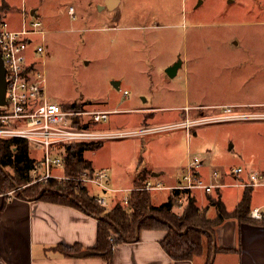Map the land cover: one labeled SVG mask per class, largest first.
I'll use <instances>...</instances> for the list:
<instances>
[{
    "label": "rangeland",
    "instance_id": "1",
    "mask_svg": "<svg viewBox=\"0 0 264 264\" xmlns=\"http://www.w3.org/2000/svg\"><path fill=\"white\" fill-rule=\"evenodd\" d=\"M2 1L8 4L7 0H0V4ZM257 1L122 0L119 9L124 18L138 27L116 31L106 28L111 19L102 0H27L30 7L38 4L37 19L45 30L43 38L33 35L30 47L44 46L45 52L35 59L44 74L49 100L81 102L86 110H120L97 124L104 130L174 123L181 120L184 106L193 105L196 99L207 106L204 115L223 113L222 108L212 107L227 102L242 104L234 112L264 111V104H254L264 102V14L255 12H264V0ZM70 5L74 7L71 17ZM16 7L9 4L0 12L11 28L21 26L20 9ZM153 23L157 25L150 26ZM178 59L182 65L176 75L167 76L165 68ZM112 81L120 82L119 90ZM123 89L129 94L125 96ZM152 104L182 109H137ZM198 114L199 110H191L189 118ZM131 139L139 140L144 159L150 156L164 174L182 168L193 157L219 169L244 165L249 160L264 165L262 119L212 121L197 125L189 135L184 128H171L134 138L105 139L99 147L109 146L97 151V158L105 161L113 156L120 162L117 169L124 172L123 161L131 149L127 141ZM121 140L129 144L126 151L123 146L116 148ZM41 154L29 148L31 157L40 158ZM83 156L94 157L91 150L84 151ZM237 190L231 187L224 192ZM157 191H153V200L164 198L168 192ZM89 192L99 194L94 186ZM111 205L109 201L107 208ZM181 207H174V212L180 213Z\"/></svg>",
    "mask_w": 264,
    "mask_h": 264
},
{
    "label": "crops",
    "instance_id": "2",
    "mask_svg": "<svg viewBox=\"0 0 264 264\" xmlns=\"http://www.w3.org/2000/svg\"><path fill=\"white\" fill-rule=\"evenodd\" d=\"M259 1L260 0L257 2ZM7 2L13 7L18 6L16 7L17 10L21 6V0H16L14 2L7 0ZM102 2L105 3L104 10L110 14L109 17L111 19V22L107 24L106 28L117 31L137 26L134 24L131 25L128 18H124L122 10L119 9L122 0H102ZM25 4L29 10L34 9L36 13L35 16L38 17L36 7L38 4L35 3L33 7H30L29 4H27V0H25ZM254 8L255 6L253 9ZM255 12L257 15L264 14V12L259 9ZM156 25L153 23L150 26ZM145 27H148V25ZM212 104L207 105L212 106ZM227 104L242 105L232 102H227L223 105L217 103L214 105L225 106ZM254 104H264V102L262 101ZM184 107L190 108L188 111L189 116L191 110L204 109L207 106L199 99H196L193 105L187 103ZM166 108L176 111L182 109L171 106L160 107L158 104H152L149 107H139L137 109L145 112ZM95 109L103 111L109 110L111 113L120 111L106 108ZM199 113H204V110H200ZM183 115H186L185 111L179 115V117L182 116L181 120H175L174 122L182 121ZM145 119L142 120V125ZM96 128L104 130V128H98L97 125ZM185 134L189 135L190 133L185 131ZM195 134L196 133L193 132V135ZM123 141L124 140H121L117 143L118 145L116 148H121L123 146L126 151L127 145L129 144ZM127 142H131V149H128L126 160L123 161L122 168L125 170L124 172L117 169L116 166L120 162L113 156H109L105 161H100L97 158V151L109 146L107 144L99 147L104 142L96 147L97 149H90L92 155H94L93 158L87 159L84 157L90 162V168L108 170L109 184L113 187L114 191L108 192L107 196L109 201L112 202V205L116 201L121 200L124 195L128 194L134 188V179L141 167L149 170L151 172L150 176H152L154 172L156 175L153 176L161 180L167 187L177 185L185 165L178 170L164 174V169L160 165H155L151 162L150 156L148 160L146 158L144 159V156L141 154L142 146H139V140L131 139ZM237 165L243 166L246 171L249 169L264 171V165L252 164L250 160L245 162L244 165L236 164L234 166ZM234 166H230L229 168ZM214 168L205 166L202 161L200 172L206 181H209V174ZM221 170L229 169L223 168ZM60 171L61 170H55L54 172L60 175L62 172ZM246 171L239 178L241 181L245 180L247 175ZM221 181L224 182L225 185L216 190L218 192L206 193L202 189L192 191L194 198H196L197 206L199 208H207L206 213H208V216L211 218H214L216 213L215 208L209 204L208 195L215 197V195H217L216 193H218L225 209L230 211L238 204L243 191L248 187L236 185L235 176L231 175L224 176ZM231 187L238 189L237 193L224 192L225 189H230ZM153 191L158 192L157 190ZM153 191L150 192V200L152 204L158 205L167 200L170 189L167 190L168 192L164 198L158 200L152 199L154 194ZM250 197L251 208L264 207V186L251 187ZM257 221L258 223H245L231 217L217 225L214 234L215 247L217 246L218 248L228 250H216L215 248L214 255L212 251L210 256V264H264V218H262V220L257 219ZM96 228L97 218L91 217L79 207L64 204L60 205L37 199L26 200L17 197L15 192H13L12 195L9 191L6 194L0 193V264H106L103 259L96 254L78 256L72 254L66 256L53 249V247L58 244L67 246L79 244L83 249L93 248L97 236ZM164 235V230L140 229L138 239L135 241H125L124 243L114 246L111 264H205V254L186 260H174L169 257L160 245V240Z\"/></svg>",
    "mask_w": 264,
    "mask_h": 264
},
{
    "label": "built area",
    "instance_id": "3",
    "mask_svg": "<svg viewBox=\"0 0 264 264\" xmlns=\"http://www.w3.org/2000/svg\"><path fill=\"white\" fill-rule=\"evenodd\" d=\"M20 4V28L9 27L5 16L0 21V56L5 67L4 78L6 81L5 103L0 104V138H21L28 143L29 148L42 152L40 158L33 157L35 160L29 171L32 178L30 182L45 183L52 178L59 181L71 179L75 182V186H82L87 189L94 186L99 194L90 193V195L100 206L107 208L109 206L107 193L114 191L109 184L108 170H84L75 178L65 174L57 175L54 172L55 170H62L64 167L66 149L70 147L69 144L102 143L105 139L134 137L139 134H151L171 128H184L187 133H190L197 125L212 121L243 118L264 120V111L234 112V108L239 106L227 104L212 107L222 108L223 113L212 115L199 113L196 118H189L188 111L190 108L185 107L186 115L182 121L166 125L134 130H99L96 125L105 123L111 111L86 110L84 105L69 109L64 106L65 103H57L48 99L45 92L44 74L40 69L38 60L35 59V56L45 52L44 46L41 43L30 47L34 42L33 35H40L43 38L45 30L40 28L41 21L30 14L25 0H21ZM73 13L74 7L70 5L68 14L71 17ZM122 93L125 96L129 94L127 90H123ZM201 165L202 159L199 157L188 159L183 167L181 178L175 186L167 187L158 178L149 176L138 188L149 192L163 189L192 191L202 189L204 192L212 193L214 189L225 185L221 179L229 175L235 176L236 185L244 187L264 186V171L252 169L246 171L243 166L239 165L231 167L229 170L214 168L209 174V181H206L200 172ZM245 171L247 175L245 180L241 181L239 178ZM13 192L14 190L9 191L11 195ZM130 192L122 197V203L128 202ZM249 212L250 217L254 219L262 220L264 218V207H254Z\"/></svg>",
    "mask_w": 264,
    "mask_h": 264
},
{
    "label": "trees",
    "instance_id": "4",
    "mask_svg": "<svg viewBox=\"0 0 264 264\" xmlns=\"http://www.w3.org/2000/svg\"><path fill=\"white\" fill-rule=\"evenodd\" d=\"M8 8L9 4L2 1L0 12ZM1 18L2 16L0 21ZM82 105L83 103L76 101L64 104L69 109ZM100 144L94 142L69 144L70 147L66 149L65 164L61 171L65 175L75 178L84 170H91L90 162L82 156V153L85 150L94 149ZM34 160L29 155V145L25 140L16 137L13 139L0 138V193L6 194L8 191L14 190L19 198L79 207L91 217L97 218V236L93 248L83 249L79 244L55 245L53 249L62 255L70 256L87 250L90 252L89 254L100 256L106 264H111L114 246L125 241H135L137 228L138 231L140 229H159L165 231L160 245L169 257L174 260H186L205 254V264H210L217 225L231 217L240 222L258 223L257 219L249 215L251 209L250 186L245 188L240 201L230 211L225 209L218 193L215 197L208 195L209 204L215 208L216 213L215 217L211 218L206 213L207 208L197 206L192 190L172 189L165 202L158 205L152 204L150 192L138 188L151 174L149 170L141 167L134 179L136 186L130 192L128 202L122 203L119 200L110 208H105L94 201L87 188L75 186V182L71 179L58 181L52 178L45 183L35 182L22 187V185L30 183L32 179L29 171ZM1 166L6 170L3 171ZM17 186L21 188L16 189ZM43 188L45 191L36 198ZM218 189H214V192ZM180 205H182L181 212L175 213L173 208ZM185 228H187L185 233H180ZM215 248L216 250H228L217 246Z\"/></svg>",
    "mask_w": 264,
    "mask_h": 264
},
{
    "label": "water",
    "instance_id": "5",
    "mask_svg": "<svg viewBox=\"0 0 264 264\" xmlns=\"http://www.w3.org/2000/svg\"><path fill=\"white\" fill-rule=\"evenodd\" d=\"M30 14L35 16L36 13H35V10L34 9H31L30 10ZM182 65V61L181 59H178L176 60L175 63L171 64V65H168L166 68H165V73L167 76L169 77H174L178 71V69L180 68V66ZM5 67L3 66V63H2V60H1V56H0V104H3L5 103V97H4V94H5V87H6V81H5ZM119 83L118 81H112V85L116 88V89H119ZM1 169L3 171H5V169L1 166ZM153 175H156L154 172L152 173V176ZM18 187V186H17ZM45 191V189H41L40 192L38 193V195L36 196V198H38L43 192ZM187 230V228H185V230L181 231L180 233H185V231ZM136 231V237L135 239H138V235H139V231H138V228L135 230ZM214 244V243H213ZM214 252H215V244H214V248H213V255H214ZM90 252L87 251V250H82L78 253H75L74 255L78 256V255H86V254H89Z\"/></svg>",
    "mask_w": 264,
    "mask_h": 264
}]
</instances>
